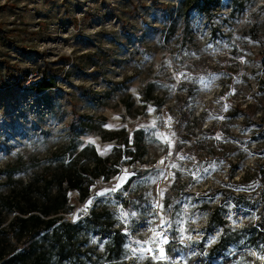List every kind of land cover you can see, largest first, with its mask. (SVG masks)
<instances>
[{"label":"rangeland","instance_id":"rangeland-1","mask_svg":"<svg viewBox=\"0 0 264 264\" xmlns=\"http://www.w3.org/2000/svg\"><path fill=\"white\" fill-rule=\"evenodd\" d=\"M194 4L0 0V195L69 163L92 168L90 148L108 160L103 176L67 192L75 252L16 228L0 208L5 262L29 244L42 264L121 262L106 251L116 229L124 264L264 263L260 237L204 258L218 231L205 230L200 207H221L238 228L254 215L228 192L264 188V0ZM17 69L30 74L22 88L8 79ZM43 74L56 88L29 90ZM91 210L101 225L85 220ZM161 218L169 242L157 248L145 242ZM161 248L167 259H154Z\"/></svg>","mask_w":264,"mask_h":264},{"label":"trees","instance_id":"trees-1","mask_svg":"<svg viewBox=\"0 0 264 264\" xmlns=\"http://www.w3.org/2000/svg\"><path fill=\"white\" fill-rule=\"evenodd\" d=\"M190 1H194L196 4L190 6L189 10L195 7V5L208 10L210 7H218L220 2V0ZM189 10L186 14L189 13ZM9 69L11 68L9 67ZM8 72L10 84H16L18 88L24 87V83L30 75L28 72H22L17 69L20 75L17 78L13 76L10 70ZM41 76L39 80L30 83L28 86L29 90L45 92L51 88H56L57 85L53 78L47 77L44 74ZM260 127L262 133H264V123ZM136 133H139V131ZM85 151L87 150L80 151L76 160H79L80 154ZM89 151L92 168L78 166L76 163H69L64 169L61 167V171L57 169L56 171L48 172L39 180L35 179L32 183L22 188L13 187L5 195H0V208L7 214L13 215L11 224L20 230L28 231L30 236L39 235L44 232L49 237V240L54 245H57L61 251L65 246L72 249L74 244L72 242L73 236L70 232L75 229L76 224L70 223L63 218V214L66 212V207L69 203L67 192L71 190L79 191L83 185L87 186L89 178L94 179L103 176V173L99 170V165L102 162H108L107 159H102L93 148H90ZM36 183H40V186L37 187ZM253 189L251 187L245 188V191H238L237 193L234 191L228 192V196L231 198L234 206L246 207L254 215L251 218L249 217L238 228H233L231 225H228V221L224 218L221 207L212 210L204 204L200 205L203 210L206 209L209 212L205 230L213 232L217 229L218 231L215 242L207 249L203 248L201 250L204 258L214 259L226 251L228 247L235 245L239 241L246 242L248 240L255 243L259 237L264 239V211H262L264 209V188L258 190ZM249 190L252 191L247 192ZM167 209L170 215L174 214V208L168 206ZM2 210L0 209V213ZM102 216L101 213L91 210L85 216V220H91L95 225H101L100 219ZM112 234L106 251L115 253V256L111 260L121 261L114 264H124V257L122 256V248L120 245L123 242L121 240L118 241L121 237L120 232L114 229L112 230ZM2 249L0 248V260L4 261V251ZM72 251L74 250L72 249ZM42 253L43 251L36 252V250H32V245L29 244L23 251L15 254L14 257L16 260L14 259L13 261L9 257L10 259L6 260V262L4 261V264H11V262H17L18 264H42V261H44Z\"/></svg>","mask_w":264,"mask_h":264},{"label":"snow or ice","instance_id":"snow-or-ice-1","mask_svg":"<svg viewBox=\"0 0 264 264\" xmlns=\"http://www.w3.org/2000/svg\"><path fill=\"white\" fill-rule=\"evenodd\" d=\"M227 109V106H225V110ZM217 139H219V137H217ZM181 159H183V157H181ZM161 163L163 164L164 161L162 160ZM172 167H176L175 164L172 165ZM127 179V175L125 176H121L119 178V180L121 182H124L125 180ZM120 186V184H117L113 189L112 191H115L116 188H118ZM100 195H103V193H100ZM90 203V202H89ZM155 207L159 208V209H162L163 208V205L159 202V201H156L155 202ZM131 215H135L134 213L131 214ZM168 223V221H166L165 219L161 218L160 220V224L158 225V227L160 228V231L159 232H156L155 229H153L152 231L154 232V237L152 238V240L150 241H146L145 243H152L153 245H155L157 248H159L161 245L163 244H167L169 242L168 240V236H167V233H166V229L164 228V225ZM184 239L185 237H183L181 235L180 237V242L183 243L184 242ZM187 239L191 240L192 237H187ZM139 243V242H137ZM143 249V245H141V250ZM151 250V249H149ZM133 251H136L135 249ZM252 255H255V253H252ZM142 258V257H141ZM262 259H264V257H260ZM154 259H158V260H165L167 259V257L163 254V250L161 248L160 250V254L158 256H155Z\"/></svg>","mask_w":264,"mask_h":264},{"label":"built area","instance_id":"built-area-1","mask_svg":"<svg viewBox=\"0 0 264 264\" xmlns=\"http://www.w3.org/2000/svg\"><path fill=\"white\" fill-rule=\"evenodd\" d=\"M30 77L32 78L33 76H30ZM38 77H39V79H40L42 76H38ZM39 79H37V80H39ZM29 80H30V79H29ZM29 80H28V81H29ZM37 80H36V81H37ZM65 217H66L67 219H69V215H68V214H65Z\"/></svg>","mask_w":264,"mask_h":264}]
</instances>
